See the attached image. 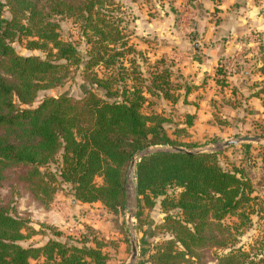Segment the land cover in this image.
Listing matches in <instances>:
<instances>
[{"label":"trees","instance_id":"1","mask_svg":"<svg viewBox=\"0 0 264 264\" xmlns=\"http://www.w3.org/2000/svg\"><path fill=\"white\" fill-rule=\"evenodd\" d=\"M110 0H0V185L16 168L36 198L45 203L55 184H68L75 200L101 202L119 214L128 207L127 173L132 157L152 146H185L169 134L168 119L146 113L148 97L139 83L127 79L124 65L127 41L120 25L102 12ZM10 13L5 16V12ZM57 16L82 21L88 48L64 40ZM26 40L28 49H44L45 58L22 55L14 46ZM120 45V46H118ZM262 84L253 96L264 100V46L260 47ZM105 71L100 74L99 66ZM216 82L227 84V76ZM80 72L82 96L40 93L61 88ZM168 79L155 76L153 86L163 97ZM192 92L186 88V95ZM188 126L194 115L187 114ZM263 134V133H262ZM224 151L185 154L157 152L136 166L137 217L157 200L166 212L161 227L168 238L156 244L149 264H264V226L252 242L238 246L244 228L264 219V200L254 195L253 182L242 167L224 166ZM55 164L53 169L42 171ZM101 181L98 182L97 179ZM43 196V197H42ZM228 218L237 221L227 223ZM29 217L0 204V264H108L103 244L63 240L24 244L36 234ZM215 253H214V252Z\"/></svg>","mask_w":264,"mask_h":264},{"label":"rangeland","instance_id":"2","mask_svg":"<svg viewBox=\"0 0 264 264\" xmlns=\"http://www.w3.org/2000/svg\"><path fill=\"white\" fill-rule=\"evenodd\" d=\"M102 6V12L120 25L128 43L119 50L127 48L124 56L127 79L130 83H139L148 97L144 111L166 117L169 134L183 143V147H217L238 136H264V100L257 97L259 102L256 105L252 99L263 79L259 67L260 47L264 46V0H110L104 1ZM4 15L10 13L6 11ZM56 20L60 24L61 37L78 43L79 49L86 54L89 45L83 34L82 21L67 16H57ZM217 45H223V52L218 57L204 53L205 49L209 51ZM14 46L22 55L43 58L47 55L44 49H28L26 40L16 41ZM98 69L100 74L105 71L102 65ZM218 69L223 72L220 79L227 76L225 86L218 85L217 78L212 79L213 74L217 77ZM79 73L65 86L41 92L39 99L61 93L82 96L84 82ZM158 75L168 79L169 84L164 87L175 96V100L166 99L161 89L155 87H151L154 94L147 91ZM203 78H208L205 86ZM187 87L192 89L189 95H186ZM187 114L194 115L191 126L187 124ZM219 151H224L222 164L229 168L242 167L253 182L254 195L264 200V144L243 143ZM54 167L52 164L42 171ZM16 169L10 180L0 185V204H7L19 215L29 217L37 231H43V226L39 225L47 224L59 229L63 240L78 243L90 240L89 245H94L92 241L97 239L108 254V264H128L131 259L129 211L135 214L139 246L137 264H149V255L155 245L168 238V232L161 227L166 212L160 199L154 208L144 207L140 218L136 216L139 208L135 169L129 184L128 207L117 215L109 212L103 204L102 207L96 206V202L84 204L86 202L75 200L70 186L60 183L55 184V193L46 209L45 203L39 202L28 184L18 178L27 172L26 167ZM97 181L101 180L98 178ZM56 203H62L63 207L56 210ZM58 216L62 218L61 224ZM253 218L254 224L237 236L238 246L247 248L260 235L264 219L258 222L256 216ZM235 220L228 218L226 222ZM68 224L75 225L79 232L69 231ZM43 232L46 235H33L24 244L43 243L53 236V229ZM213 256V253L209 255L208 264H215Z\"/></svg>","mask_w":264,"mask_h":264},{"label":"water","instance_id":"3","mask_svg":"<svg viewBox=\"0 0 264 264\" xmlns=\"http://www.w3.org/2000/svg\"><path fill=\"white\" fill-rule=\"evenodd\" d=\"M243 143H260L264 144V136L260 135H243V136H238L236 138H230L222 143H220L217 147H200V148H186L183 146H152L147 149H144L143 151L136 153L130 162L128 173H127V195H128V204L130 200V181H131V174L132 171L135 169L137 163L142 159V157L157 153V152H163V151H168V152H181L185 154H197V153H204V152H214V151H219L220 149H224L227 147H231L237 144H243ZM210 150V151H209ZM136 197H137V192H136ZM136 201H138V198H136ZM138 208V207H137ZM134 217L135 214L133 211L127 212V223L130 227V242H131V249H132V254H131V259L128 264H137V258L139 255V246H138V240L136 236V227L134 223Z\"/></svg>","mask_w":264,"mask_h":264},{"label":"crops","instance_id":"4","mask_svg":"<svg viewBox=\"0 0 264 264\" xmlns=\"http://www.w3.org/2000/svg\"><path fill=\"white\" fill-rule=\"evenodd\" d=\"M222 46L223 45H220V46H215V47H213V49L211 48V50H209L208 51V49H205L204 50V53H206V54H208L209 56H217L218 57V55H220V54H222V52H223V48H222ZM222 48V49H221ZM205 64V63H204ZM200 66H201V64H199ZM203 65V64H202ZM213 68V67H212ZM204 70H208L207 68H205ZM216 78V74H213V77H212V79H215ZM203 82H204V86H205V83H207V81H208V78H205V80H204V78H203V80H202ZM203 86V87H204ZM202 88V87H201ZM201 88H199V89H201ZM236 90H234V92H235ZM252 99H254V103L257 105L258 104V98L257 97H252ZM62 203H56V206H54V208L56 209V210H59L60 208H62L63 206L61 205ZM84 204H88V203H84ZM96 206H102L103 207V205H102V203L101 202H96V203H94ZM55 209H53V211L55 212ZM57 213V212H56ZM59 213H60V211H59ZM61 214V213H60ZM60 216V215H59ZM58 216V218H59V222H60V224L62 223V218H60ZM62 226V225H61Z\"/></svg>","mask_w":264,"mask_h":264},{"label":"built area","instance_id":"5","mask_svg":"<svg viewBox=\"0 0 264 264\" xmlns=\"http://www.w3.org/2000/svg\"><path fill=\"white\" fill-rule=\"evenodd\" d=\"M67 226H68L67 229L69 231H71L72 233H78L79 232V229L76 228L75 225L68 224Z\"/></svg>","mask_w":264,"mask_h":264}]
</instances>
